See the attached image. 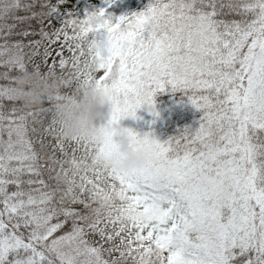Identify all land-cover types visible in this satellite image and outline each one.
<instances>
[{
  "label": "snow or ice",
  "instance_id": "obj_1",
  "mask_svg": "<svg viewBox=\"0 0 264 264\" xmlns=\"http://www.w3.org/2000/svg\"><path fill=\"white\" fill-rule=\"evenodd\" d=\"M69 2L0 0V264H264V0H148L115 17L113 0ZM29 69L96 70L113 93L103 141L61 140L56 95L25 107ZM166 86L198 123L164 140L129 127L148 162L109 168L108 130L142 106L155 119Z\"/></svg>",
  "mask_w": 264,
  "mask_h": 264
},
{
  "label": "clouds",
  "instance_id": "obj_2",
  "mask_svg": "<svg viewBox=\"0 0 264 264\" xmlns=\"http://www.w3.org/2000/svg\"><path fill=\"white\" fill-rule=\"evenodd\" d=\"M105 20L99 12H92L86 23L95 28ZM15 86L25 107L41 108L45 106V97H59L55 107L57 136L65 143L80 138H93L97 144L103 141L99 123L111 112L113 93L99 81L96 70L78 77L29 69L17 76ZM128 128L119 123L108 130L112 147L105 163L119 172L135 170L148 162V156L129 135Z\"/></svg>",
  "mask_w": 264,
  "mask_h": 264
},
{
  "label": "rangeland",
  "instance_id": "obj_3",
  "mask_svg": "<svg viewBox=\"0 0 264 264\" xmlns=\"http://www.w3.org/2000/svg\"><path fill=\"white\" fill-rule=\"evenodd\" d=\"M80 1L89 4L90 7L86 8L88 10H92L93 7H91V6L94 5L96 2L95 0H85V1L80 0ZM119 1H120L119 3H116V4L111 5L108 8H106V11L111 12L114 17L119 16V15L124 14V13H127L131 10V9H129V7L126 6V3L123 5V3L125 1L127 2V0H125V1L119 0ZM94 8H96V7H94ZM81 13H83V12H81ZM160 91L162 92L163 96H165L163 99L164 102L162 103L163 105H162L161 112L164 111V112L169 113V114L173 115L174 117H176V119L178 120V122H177L178 124L175 125V127L178 125H179V128L180 127L183 128L185 125L195 126L198 123L201 113L199 112V110L194 109V107L187 102V97L183 96V94L180 90L171 91V90H169V86H166L165 89L160 90ZM142 107H139L136 109V114L138 115V117L144 119L142 121V125L144 127L153 126L154 130H152V134L157 135L158 138L161 139V132L157 128L159 121H161L160 117L155 118L156 120H153V118H151L153 113L148 111L147 108L145 111ZM155 108L158 109V105L156 103H155ZM160 109H161V107H160ZM155 122H157V123H155ZM121 124H123V123L121 122ZM154 124H156V126ZM174 124H176V121ZM137 127L138 128L140 127V123H139V125L135 126V128H137ZM151 129H152V127H151ZM170 133H172V132H169V134ZM161 140H164V139H161Z\"/></svg>",
  "mask_w": 264,
  "mask_h": 264
},
{
  "label": "trees",
  "instance_id": "obj_4",
  "mask_svg": "<svg viewBox=\"0 0 264 264\" xmlns=\"http://www.w3.org/2000/svg\"><path fill=\"white\" fill-rule=\"evenodd\" d=\"M85 1V0H83ZM95 4L92 5L91 7H96V8H99V7H105V0H95ZM121 1H125V0H121ZM75 2V5L77 7V10L80 11V12H83L84 9H86L87 7H90L89 4L85 3V2H82L80 0H70V2L66 5H64V7H71V4ZM120 1L119 0H113V3L110 4V5H107V8L111 5H114L116 3H119ZM148 0H127V2L125 1L123 3V5L126 3V6L129 7V9H131L129 12H132V11H139L141 9H143L145 7V5L147 4ZM128 4V5H127ZM127 12V13H129ZM20 14H23V13H20ZM33 23H35L33 21ZM55 23V21H54ZM69 53L67 51H65V55H68ZM165 96H163L162 92L160 90L157 91V93L155 94V97H154V100H155V103L158 105V113L159 115L156 116L155 118H158L160 117V120L159 121V124L157 125V128L159 129V131L161 132V139H167L169 136L175 134L180 128H179V125L175 127V125H177L178 123V120L176 119V117H174L173 115L169 114V113H166V112H161L162 110V103L164 102L163 99H164ZM45 107H48L51 105V101H49L46 97L43 101ZM161 107V109H160ZM145 111H146V107H142ZM160 109V110H159ZM151 118H153V115L151 116ZM144 119L138 117V115L136 114L135 117H124L121 119V122L127 126V127H131L132 129L136 130L138 134L140 135H143L145 132H149V130H151V134H152V130H154V127L153 126H147V127H144L142 125V121ZM153 120H156L153 118ZM176 121V124H174ZM120 122V123H121ZM140 123V127L138 128H135L136 125H139ZM157 123V122H155ZM156 126V124H154ZM152 127V129H151ZM169 132H172L169 134ZM154 136H156L158 138L157 135L155 134H152ZM51 139V138H50Z\"/></svg>",
  "mask_w": 264,
  "mask_h": 264
}]
</instances>
